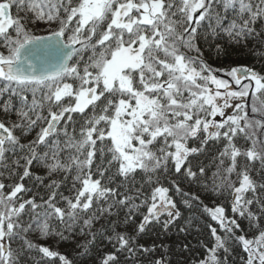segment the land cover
I'll use <instances>...</instances> for the list:
<instances>
[{"label":"snow or ice","instance_id":"snow-or-ice-1","mask_svg":"<svg viewBox=\"0 0 264 264\" xmlns=\"http://www.w3.org/2000/svg\"><path fill=\"white\" fill-rule=\"evenodd\" d=\"M230 46L264 64V0H0V264H171L139 238L181 205L215 224L189 264H264V67Z\"/></svg>","mask_w":264,"mask_h":264},{"label":"trees","instance_id":"trees-1","mask_svg":"<svg viewBox=\"0 0 264 264\" xmlns=\"http://www.w3.org/2000/svg\"><path fill=\"white\" fill-rule=\"evenodd\" d=\"M251 46L250 44L249 47ZM206 57L214 66L228 67L230 65L246 64L249 67H254L256 70H260L264 67V64L261 63L257 56L237 46L228 47L227 51L219 56H217L214 48L206 47ZM201 195L205 203L210 206L213 204H223L226 210H229L230 198L227 197L226 193L223 197L216 196L211 191L204 192ZM181 209V219L168 231H164L163 228L157 224L150 226L139 238L140 244L149 248L155 246L157 255L163 253L165 258L171 261V264H189L193 258H200L206 251L204 245H210L212 240L208 230V224L211 223L215 226L214 222L200 215L198 211L189 210L183 205H181ZM193 217H195V222L191 227H188L187 221ZM137 222H139V217H137ZM182 227H188V230L186 232H181L179 229ZM83 240L84 238L82 237H77L75 241L72 239L59 241L57 238H50L47 241H41V243L50 246L54 251L68 255L69 258L76 261V264H92V260L96 256L95 250L84 258L78 255L80 249L76 247V244L81 243ZM184 245L188 246V251L183 250ZM230 261L239 264L235 256L231 257Z\"/></svg>","mask_w":264,"mask_h":264}]
</instances>
